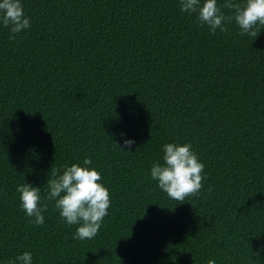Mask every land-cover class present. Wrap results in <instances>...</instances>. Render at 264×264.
<instances>
[{"label": "trees", "instance_id": "trees-1", "mask_svg": "<svg viewBox=\"0 0 264 264\" xmlns=\"http://www.w3.org/2000/svg\"><path fill=\"white\" fill-rule=\"evenodd\" d=\"M21 3L31 27L10 40L0 25V264H264V29L213 33L179 0ZM166 143L205 165L183 203L150 176ZM73 163L110 193L93 239L45 199L51 168ZM26 182L43 225L21 207Z\"/></svg>", "mask_w": 264, "mask_h": 264}, {"label": "clouds", "instance_id": "clouds-1", "mask_svg": "<svg viewBox=\"0 0 264 264\" xmlns=\"http://www.w3.org/2000/svg\"><path fill=\"white\" fill-rule=\"evenodd\" d=\"M182 12L195 13L201 25H207L215 33L217 29L226 32L227 23L235 22L240 34L256 37L264 29V0H179ZM224 9L229 10L225 14ZM0 25L9 29V39L31 27V18L24 14L21 0H0ZM134 140L125 138L124 146L131 148ZM163 148V163H154L150 176L159 189L170 199L183 203L188 197L196 196L202 188L205 165L193 151L191 143H166ZM92 163L85 158L84 165ZM102 177L95 168L73 163L63 170L51 168V178H47L46 200L55 201L61 218L69 225H78L74 234L79 240L93 239L101 227L111 205L109 190L100 183ZM211 190V189H209ZM21 207L30 222L37 226L44 224L43 212L47 204H41L40 187L29 183L19 184ZM257 255L258 253H253ZM32 264V254L23 252L9 264ZM208 264H216L210 259Z\"/></svg>", "mask_w": 264, "mask_h": 264}]
</instances>
